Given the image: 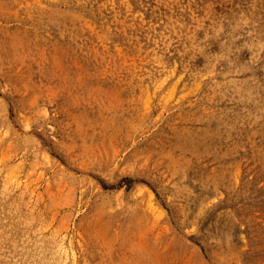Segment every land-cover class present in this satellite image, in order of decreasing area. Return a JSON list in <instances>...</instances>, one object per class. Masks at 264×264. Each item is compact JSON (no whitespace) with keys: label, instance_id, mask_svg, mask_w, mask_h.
I'll return each mask as SVG.
<instances>
[{"label":"rangeland","instance_id":"obj_1","mask_svg":"<svg viewBox=\"0 0 264 264\" xmlns=\"http://www.w3.org/2000/svg\"><path fill=\"white\" fill-rule=\"evenodd\" d=\"M185 1L0 0V264H264V0Z\"/></svg>","mask_w":264,"mask_h":264},{"label":"bare ground","instance_id":"obj_2","mask_svg":"<svg viewBox=\"0 0 264 264\" xmlns=\"http://www.w3.org/2000/svg\"><path fill=\"white\" fill-rule=\"evenodd\" d=\"M155 1H156V0H155ZM160 1H161V0H160ZM162 1H163V0H162ZM184 1H185V0H184ZM190 1H191V0H190ZM174 2H175V1H174ZM185 2H186V1H185ZM175 4H176V3H175ZM170 5H171V3H170ZM188 5H189V4H188ZM158 6H159V5H158ZM165 6H166V5H165ZM184 6H185V5H184ZM193 6H195V5L193 4ZM233 6H234V5H233ZM168 7H170V6H168ZM176 7H177V6H176ZM200 7H201V6H200ZM153 8H154V7H153ZM178 8H181V7H178ZM189 8H190V7H189ZM202 8H203V7H202ZM169 9H170V8H169ZM173 10H174V9H173ZM182 10H184V8H183ZM193 10H194V8H193ZM230 10H231V9H230ZM230 10H229V11H230ZM143 11H144V10H143ZM160 11H161V10H160ZM165 11H167V9H165ZM204 11H205V10H204ZM157 12H158V10H157ZM174 12H175V11H173V13H174ZM194 12H195V11H194ZM238 12H239V11H238ZM150 13H151V12H150ZM169 13H170V12H169ZM187 13H188V12H187ZM189 13H190V12H189ZM189 13H188V14H189ZM197 13H198V12H197ZM205 13H206V12H205ZM140 14H141V13H140ZM182 14H183V13H182ZM199 14H200V12H199ZM206 14H208V13H206ZM206 14H205V15H206ZM141 15H142V14H141ZM149 15H150V14H149ZM177 15H178V13H177ZM189 15H190V14H189ZM193 15H194V14H193ZM226 15H227V14H226ZM151 16H152V15H151ZM186 16H187V15H186ZM190 16H192V15H190ZM203 16H204V15H203ZM235 16H236V15H235ZM160 17H161V16H160ZM192 17H193V16H192ZM226 17H227V16H226ZM231 17H232V16H231ZM246 17H247V15H246ZM139 18H140V17H139ZM196 18H198V17H196ZM207 18H208V17H207ZM217 18H218V17H217ZM227 18H228V17H227ZM239 18H240V17H239ZM137 19H138V18H137ZM171 19H172V18H171ZM171 19H169V20H171ZM175 19H176V18H175ZM189 19H190V18H189ZM204 19H205V18H204ZM204 19H203V20H204ZM158 20H159V18H158ZM177 20H178V19H177ZM181 20H182V19H181ZM186 20H187V19H186ZM198 20H199V19H198ZM203 20H202V21H203ZM218 20H219V19H218ZM218 20H217V21H218ZM236 20H237V19H236ZM165 21H166V19H165ZM175 21H176V20H175ZM192 21H193V19H192ZM192 21H191V22H192ZM200 21H201V20H199V22H200ZM212 21H213V18H212ZM146 22H147V21H146ZM158 22H159V21H158ZM180 22H181V21H180ZM180 22H179V23H180ZM203 22H204V21H203ZM229 22H230V21H229ZM140 23H141V22H140ZM160 23H161V22H160ZM174 23H175V22H174ZM205 23H206V22H205ZM207 23H208V22H207ZM224 23H225V22H224ZM224 23H223V24H224ZM136 24H137V23H136ZM143 24H144V23H143ZM162 24H163V23H162ZM184 24H185V23H184ZM191 24H192V23H191ZM202 24H203V23H202ZM209 24H210V23H209ZM240 24H242V23H240ZM148 25H149V24H148ZM148 25H147V26H148ZM230 25H231V24H230ZM156 26H157V24H156ZM170 26H171V24H170ZM197 26H198V25H197ZM131 27H132V26H131ZM133 27H134V26H133ZM135 27H137V26L135 25ZM144 27H145V26H144ZM172 27H173V26H172ZM178 27H179V26H178ZM186 28H187V27H186ZM193 28H194V27H193ZM208 28H209V27H208ZM137 29H138V28H137ZM152 29H153V28H152ZM157 29H158V28H157ZM184 29H185V28H184ZM191 29H192V28H191ZM198 29H199V28H198ZM133 30H134V29H133ZM143 30H145V29H143ZM158 30H159V29H158ZM175 30H176V29H175ZM204 30H205V29H204ZM208 30H209V29H208ZM155 31H157V30H155ZM161 31H162V30H161ZM163 31H164V30H163ZM187 31H188V30H187ZM200 31H201V30H200ZM223 31H224V30H223ZM158 32H159V31H158ZM180 32H181V31H180ZM190 32H191V31H189V33H190ZM195 32H196V31H195ZM208 32H209V31H208ZM230 32H231V31H230ZM154 33H155V32H154ZM168 33H170V30H169ZM175 33H176V31H175ZM177 33H178V32H177ZM192 33H193V32H192ZM196 33H197V32H196ZM142 34H144V33L142 32ZM148 34H149V33H148ZM160 34H162V33H160ZM185 34H186V33H185ZM207 34H208V33H207ZM156 35H157V34H156ZM163 35L166 36V34H163ZM168 35H169V34H168ZM188 35H189V34H188ZM196 35H198V34H195V36H196ZM213 35H214V34H213ZM235 35H236V34H235ZM235 35H234L233 37H235ZM140 36H142V35H140ZM149 36H150V35H149ZM149 36H146V37H149ZM152 36H153V35H152ZM172 36H173V35H172ZM193 36H194V35H193ZM161 37H162V36H161ZM169 37H170V35H169ZM178 37H179V36H178ZM190 37H191V36H190ZM201 37H202V36H201ZM237 37H238V36H237ZM162 38H163V37H162ZM164 38H165V37H164ZM164 38H163V39H164ZM179 38H180V37H179ZM198 38H199V37H198ZM150 39H151V38H150ZM155 39H156V38H155ZM168 39H169V38H168ZM190 39H192V38H190ZM204 39H205V38H204ZM215 39H216V38H215ZM177 40H179V39H177ZM181 40H182V39H181ZM194 40H196V39H194ZM200 40H201V39H200ZM207 40H208V39H207ZM221 40H222V39H221ZM239 40H241V39H239ZM253 40H254V39H253ZM155 41H156V40H155ZM155 41H154V42H155ZM169 41H171V40L169 39ZM185 41H186V40H185ZM234 41H235V40H234ZM237 41H238V40H237ZM254 41H255V40H254ZM162 42H165V41H162ZM167 42H168V40H167ZM196 42H197V41H196ZM199 42H200V41H199ZM206 42H207V41H206ZM223 42H224V41H223ZM235 42H236V41H235ZM240 42H241V41H240ZM176 43H177L176 45H178V42H176ZM141 44H142V43H141ZM146 44H147V42H146ZM148 44H149V43H148ZM163 44H164V43H163ZM165 44H166V42H165ZM192 44H193V43H192ZM201 44H202V43H201ZM138 45H139V44H138ZM149 45H150V44H149ZM155 45H156V44H155ZM159 45H160V44H159ZM166 45H167V44H166ZM172 45H173V44H172ZM195 45H196V44H195ZM161 46H162V45H161ZM167 46H168V45H167ZM199 46H200V45L198 44V47H199ZM204 46H205V45H204ZM130 47H131V46H130ZM158 47H159V46H158ZM178 47H179V45H178ZM185 47H186V46H185ZM187 47H188V46H187ZM144 48H145V47H144ZM152 48H153V46H152ZM177 49H178V48H177ZM197 49H198V48H197ZM199 49H200V48H199ZM211 49H212V48H211ZM251 49H252V48H251ZM262 49H263V48H262ZM140 50H141V48H140ZM152 50H153V49H152ZM152 50H151V51H152ZM155 50H156V49H155ZM155 50H154V51H155ZM160 50H161V49H160ZM203 50H204V49H203ZM205 50H206V48H205ZM213 50H214V49H213ZM260 50H261V49H260ZM147 51H148V50H147ZM151 51H150V52H151ZM168 51H169V49H168ZM171 51H172V50H171ZM215 51H216V50H215ZM189 52H190V50H189ZM260 52H261V51H260ZM139 53H140V52H139ZM163 53H165V49H164V52H163ZM170 53H171V52H170ZM208 53H210V51H209ZM211 53H212V51H211ZM151 54H152V53H151ZM154 54H155V53H154ZM190 54H191V53H190ZM217 54H218V53H217ZM144 55H145V54H144ZM158 55H159V54H158ZM167 55H168V54H167ZM152 56H153V55H152ZM160 56H161V55H160ZM160 56H159V57H160ZM162 56H164V55H162ZM177 56H178V55H177ZM190 56H191V55H190ZM104 57H105V56H104ZM146 57H147V56H146ZM157 57H158V56H157ZM159 57H158V58H159ZM165 57H166V56H165ZM167 57H168V56H167ZM239 57H240V56H239ZM155 58H156V57H155ZM175 58H176V57H175ZM244 58H245V57H244ZM141 59H142V58H141ZM160 59H161V58H160ZM187 59H188V58H187ZM197 59H198V58H197ZM212 59H213V58H212ZM149 60H150V59H149ZM157 60H158V59H157ZM164 60H165V59H164ZM179 60H180V59H179ZM194 60H195V59H194ZM210 60H211V59H210ZM216 60H217V59H216ZM185 61H186V60H185ZM191 61H192V60H191ZM201 61H202V60H201ZM158 62H159V61H158ZM183 62H184V61H183ZM208 62H209V61H208ZM213 62H214V61H213ZM215 62H216V61H215ZM215 62H214V63H215ZM160 63H161V62H160ZM164 63H165V62H164ZM219 63H220V62H219ZM162 64H163V63H162ZM170 64H171V63H170ZM184 64H185V62H184ZM189 64H190V62H189ZM212 64H213V63H212ZM157 65H158V64H157ZM164 65H165V64H164ZM185 65H186V64H185ZM191 65H192V64H191ZM194 65H195V64H194ZM152 66H154V65H152ZM170 66H172V65H170ZM170 66H169V68H170ZM187 66H188V65H187ZM213 66H214V65H213ZM216 66H217V64H216ZM220 66H221V65H220ZM155 67H156V66H155ZM161 67H162V66H161ZM165 67H167V66H165ZM174 67H175V66H174ZM180 67H181V66H180ZM184 67H185V66H184ZM189 67H190V66H189ZM189 67H188V68H189ZM192 67H193V65H192ZM195 67H196V66H195ZM211 67H212V65H211ZM146 68H148V67H146ZM149 68H150V67H149ZM205 68H206V67H205ZM209 68H210V67H209ZM209 68H208V69H209ZM170 69H171V68H170ZM174 69H175V68H174ZM206 69H207V68H206ZM208 69H207V70H208ZM212 69H214V68L212 67ZM128 70H129V69H128ZM150 70H151V72H152V69H150ZM157 70H158V69H157ZM160 70H161V69H160ZM166 70H167V69H166ZM200 70H201V69H200ZM200 70H199V73H200ZM207 70H205V71L207 72ZM217 70H218V69H217ZM141 71H142V70H141ZM158 71H159V70H158ZM202 71H203V70H202ZM215 71H216V70H215ZM215 71H214V72H215ZM146 72H147V71H146ZM169 72H170V71H169ZM171 72H172V71H171ZM178 72H179V71H178ZM193 72H194V70H193ZM209 72H210V70H209ZM209 72H208V73H209ZM244 72H246V70H245ZM138 73H139V72H138ZM144 73H145V72H144ZM180 73H181V72H180ZM199 73H198V74H199ZM210 73H212V72H210ZM150 74H151V73H150ZM184 74H185V73H184ZM194 74H195V73H194ZM213 74H214V73H213ZM138 75H139V74H138ZM146 75H148V74H146ZM177 75H178V74H177ZM180 75H181V74H180ZM199 75H201V74H199ZM230 75H231V74H230ZM144 76H145V74H144ZM155 76H156V75H155ZM170 76H172V75L170 74ZM178 76H179V75H178ZM191 76H192V75H190V77H191ZM195 76H196V75H195ZM204 76H205V75H204ZM207 76H208V75H207ZM235 76H236V75H235ZM185 77H186V76H185ZM190 77H189V78H190ZM196 77H197V76H196ZM202 77H203V76H202ZM141 78H142V77H141ZM149 78H150V76H149ZM161 78H162V77H161ZM166 78H167V77H166ZM175 78H176V77H175ZM175 78H174V79H175ZM199 78H200V77H199ZM234 78H235V77H234ZM151 79H152V78H151ZM163 79H164V76H163ZM194 79H195V78H194ZM203 79H205V78H203ZM221 79H222V78H221ZM226 79H227V78H226ZM145 80H146V79H145ZM149 80H150V79H149ZM155 80H157V79H155ZM176 80H177V78H176ZM176 80H174V81H176ZM190 80H191V79H190ZM206 80H207V79H206ZM208 80H209V79H208ZM212 80H213V79H212ZM143 81H144V80H143ZM143 81H142V82H143ZM151 81H152V80H151ZM160 81H162V80H160ZM167 81H168V80H167ZM171 81H172V80H171ZM210 81H211V80H210ZM217 81H218V80H217ZM230 81H231V80H230ZM163 82H164V81H163ZM172 82H173V81H172ZM186 82H187V80L185 81V83H186ZM224 82H225V81H224ZM137 83H138V82H137ZM150 83H151V82H150ZM165 83H166V82H165ZM168 83H169V82H168ZM173 83H174V82H173ZM196 83H197V84H196ZM196 83H195V84L198 85V82H197V81H196ZM125 84H126V83H125ZM145 84H146V83H145ZM152 84H153V82H152ZM163 84H164V83H163ZM166 84H167V83H166ZM171 84H172V83H171ZM182 84H183V83H182ZM159 85H160V84H159ZM186 85H187V84H186ZM193 85H194V84H193ZM155 86H156V85H155ZM164 86H165V85H164ZM184 86H185V85H184ZM190 86H192V85H190ZM207 86H208V85H207ZM165 87H166V86H165ZM174 87H175V86H174ZM187 87H188V85H187ZM142 88H143V87H142ZM211 88L213 89L214 87L211 86ZM228 91H229V90H228ZM221 93H222V91H221ZM219 94H220V93H219ZM222 94H223V93H222ZM213 96H214V95H213ZM230 100H231V99H230ZM230 100H229V101H230ZM220 101H221V100H220ZM222 101H223V100H222ZM224 104H225V103H224ZM231 104H232V103H231ZM231 104H230V105H231ZM232 107H233V106H232ZM236 110H237V108H236ZM249 117H250V116H249ZM239 118H241V116H240ZM251 120H253V119H251ZM251 120H250V121H251ZM262 120H263V119H262ZM250 123H252V122H250ZM243 124H244V123H243ZM248 128H249V127H248ZM243 135H244V134H243ZM249 139H250V138H249ZM249 144H250V143H249ZM241 147H242V146H241ZM241 147H240V148H241ZM243 148H244V147H243Z\"/></svg>","mask_w":264,"mask_h":264}]
</instances>
